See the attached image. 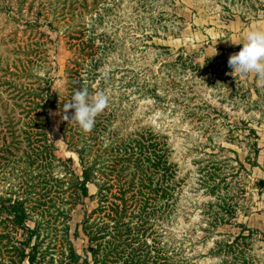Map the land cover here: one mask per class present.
Wrapping results in <instances>:
<instances>
[{
	"label": "rangeland",
	"instance_id": "rangeland-1",
	"mask_svg": "<svg viewBox=\"0 0 264 264\" xmlns=\"http://www.w3.org/2000/svg\"><path fill=\"white\" fill-rule=\"evenodd\" d=\"M253 30L264 0H0V198L24 208L37 264H264V75L228 66ZM76 70L109 97L88 197L62 129ZM142 133L163 141L153 166L117 177L111 149ZM24 236L0 212V264H29Z\"/></svg>",
	"mask_w": 264,
	"mask_h": 264
},
{
	"label": "trees",
	"instance_id": "trees-1",
	"mask_svg": "<svg viewBox=\"0 0 264 264\" xmlns=\"http://www.w3.org/2000/svg\"><path fill=\"white\" fill-rule=\"evenodd\" d=\"M78 64H80V63L78 62ZM82 80H83V78H81L80 71L76 70V76H75V78H72L71 89H70L71 94L68 95L65 102L71 100V97H72V95L76 89L83 87V86H88V89H89L90 85L89 84L86 85L84 82H82ZM90 94H92V93L90 92ZM41 102L42 103H40L39 105H40V108H42V109H47L50 106L53 107V106L57 105L55 97H51L50 95L47 96L46 98L43 97V100L41 99ZM44 115H46V114H44ZM67 115L69 116V119H71L72 115H74V110H70ZM102 116H103V114L101 113L100 115H98L96 117L95 121H97V123H96V125H94V128L92 129V131L88 132V133L83 132L77 124H73V123L68 122V121H64L62 123L64 138L67 141L69 148L72 151L76 152L79 156V161H80V165H81V174L78 175L77 187L80 190V195L82 197H88L90 195L88 183L92 182L94 176L97 175L99 171H104V170H97L98 169L97 164H98L100 159H103L105 157L104 154H106V152L103 151L104 154H102V155H100L99 153L97 154V150L95 149L97 142L94 141L96 138V136L94 134H95V132L98 131L97 126L99 124V121H102L101 120ZM88 135H91V136H88ZM159 143H163V141H161L159 139L156 140V136H154V134L149 133L148 135H146V134L142 133L140 135V138H136V137L131 138L130 141H128L126 143L124 142L121 145H118L115 148L111 149V153L114 152V156H113L114 158L112 159V165L115 168V171L120 172V174L117 173V175H118L117 177L120 178L121 173L127 174L126 170H129V169L135 170L133 173V178L136 175L137 176L139 175V178L144 176L146 170L150 168L149 164L152 165L151 160L149 159V157L147 155H148V153H150V149H155L159 145ZM47 146L53 147L54 144L49 143V144H47ZM105 149H108V150H106L107 153L110 151L109 148H105ZM161 158H162V161H161V164H162L161 169L162 170L161 171L164 172L163 179H165V177L167 175L166 172L169 169L168 161L166 160L164 155L161 156ZM146 163H148V164H146ZM158 166H159V164H158ZM159 171H157V172H159ZM100 173H102V172H100ZM120 180L121 179H119L118 181H120ZM143 182H141L142 183L141 185H145L146 186L145 188L148 189L149 185H146ZM105 183H107V182L105 181ZM125 183H128V182H125ZM133 183L134 182H132L130 184V186H134ZM126 185L127 184H125L123 186H118L119 190L121 191L122 194H126L128 192V190L124 189L126 187ZM157 186H158V188L156 190L158 191L159 189L162 188V190H163L162 197L165 198L167 193H168V192H166L167 191L166 189L169 188V186L167 187L164 185H160L159 183H157ZM111 189H112V187H107L106 184H102L100 187V191H99L101 199H106L108 201L110 199L109 195H110ZM141 193H143V192H141ZM114 195H117V194H114ZM139 195H140V197H143V194H139ZM133 198L135 199L136 196L134 195ZM120 200H122L121 204H116L115 201L112 202V204L114 205L112 211L115 212V214L128 211L127 210L128 203H127V200L125 199V197L121 196ZM139 201H141V200L139 199ZM0 212L6 214L7 216H10L12 218L14 224L18 228L23 230V235H25V236H24V240L22 241L23 249L20 252L21 253L20 257H21L22 261L26 259L29 264H37V255H38L37 254V247L35 244H32V239L35 237L36 231H35V228H33L29 224H27V214H26L24 208L16 201L0 198ZM96 226H98V224ZM104 231H105V229L103 227H97V229H96L97 236H100L99 234L104 232ZM117 231L122 236L125 234L130 235V233H132V227L127 225L126 230H123L122 228L119 227L117 229ZM123 231H125V232L123 233ZM92 239H96V236H94V238H92ZM90 251L92 253H96L97 252V246L96 247L92 246L90 248ZM163 258L167 259L166 256H164Z\"/></svg>",
	"mask_w": 264,
	"mask_h": 264
},
{
	"label": "clouds",
	"instance_id": "clouds-1",
	"mask_svg": "<svg viewBox=\"0 0 264 264\" xmlns=\"http://www.w3.org/2000/svg\"><path fill=\"white\" fill-rule=\"evenodd\" d=\"M242 45L238 53L229 57L228 66L233 70L229 75L235 77L236 74L246 75L252 72L264 75V31H249ZM108 104L109 97L103 91L90 94L87 86L80 87L74 91L71 100L63 104V120L77 124L85 133L91 132L96 117L108 107ZM70 110H74L71 119L67 115Z\"/></svg>",
	"mask_w": 264,
	"mask_h": 264
}]
</instances>
